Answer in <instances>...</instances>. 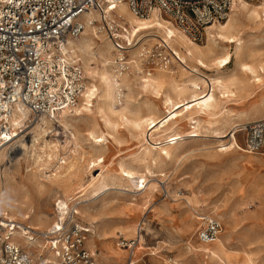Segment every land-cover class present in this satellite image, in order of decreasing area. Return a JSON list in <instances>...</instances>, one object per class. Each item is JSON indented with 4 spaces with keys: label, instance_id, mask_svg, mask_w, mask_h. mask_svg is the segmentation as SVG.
<instances>
[{
    "label": "rangeland",
    "instance_id": "obj_1",
    "mask_svg": "<svg viewBox=\"0 0 264 264\" xmlns=\"http://www.w3.org/2000/svg\"><path fill=\"white\" fill-rule=\"evenodd\" d=\"M248 1L254 4L258 0ZM252 24L248 23L242 31V38L246 41L247 50L251 51V56L246 59V62L255 66L262 64L264 67V25ZM88 33L96 42L109 41L104 35L96 33L93 29H88ZM146 41L153 46L158 42L160 45L162 44L151 37H148ZM109 42L112 44L111 41ZM193 42L200 46L206 45L208 31L205 41ZM174 49L177 50L176 47ZM182 50L184 51V49ZM134 51L136 52V48ZM234 51V45L229 49L222 46L216 49V56L222 57L227 53L231 55V63L222 70L224 76L232 74L236 68ZM112 56L111 52L108 67L114 80L119 83L118 88L122 85L125 89L124 101L121 103L118 102L117 91L115 106L121 108L127 103L126 99L142 104L144 101H152V97L142 93L137 86L141 77L126 74L120 82L115 79L112 70ZM79 57L83 65V56L80 51ZM187 63L194 65L190 61ZM96 65L98 68L102 67L99 63L93 64V66ZM175 65V73L158 70L152 76L163 75L176 82L184 81L189 75V71L183 69L177 62ZM200 70L211 76L215 74V71L205 68ZM234 72L238 75V82L235 85L236 97L230 101H220L217 115H221L227 109L237 114L243 109L250 110L254 115H251L250 119L238 116L236 122L241 126L252 119L264 117V71L258 72L259 80L252 74L238 69ZM85 74L88 87L94 81L88 77L86 70ZM125 76L128 86L123 80ZM202 89H204L203 86ZM126 94H128L127 97ZM83 99L84 96L76 108L80 106ZM143 110L145 114L149 113L146 108ZM73 116L75 120L70 122L77 125L81 131L77 138L78 152L72 153L75 156L73 160L82 169L83 177L87 181L91 179L92 174L97 176L101 172V169L96 170L97 166L92 169L91 165H88L91 158L98 154L97 150L91 149L94 142L88 138L89 132L93 130L91 123L94 116L89 113L83 115L74 113ZM50 123L44 125L47 138L59 140L61 144H65L64 127ZM116 124L119 131L114 134V139L101 150L106 155V165L103 169L106 170V173L116 174V167L119 163L125 162L144 174L146 181L142 184H133L132 182L126 183L123 179L110 185L109 189L101 193L99 197L85 198L87 201L82 204L94 205L95 209L101 210L102 208L105 211L98 217L96 223L99 228L101 226V235L95 238L96 259L112 264H128L129 248L121 243L135 241L138 245L135 249L134 261L139 264H216V260L212 261L208 254L198 250L195 246L200 240L198 230L202 221L194 220L193 229H190L188 223L191 220L188 219V213H191L194 217H199V215L218 217L224 227L222 234L227 238L228 248L240 253L248 252L252 254L257 263L264 262V151L256 154L243 153L239 150L227 153L219 152L216 151L220 144L219 140L208 135L183 140L180 147L176 149L175 156L169 159L159 154L157 149H153L150 154H145L142 152L146 146L142 137L135 134L121 121ZM19 126L21 127V124ZM33 127L31 125L21 129L24 131L21 134L24 143H30L35 134ZM237 138L240 145L243 146L244 133L239 131ZM225 140L227 142V139ZM70 143L66 149L61 150L60 156L68 154L69 148L73 149L74 142ZM25 151L19 144L8 146L0 161V167L15 172V176L20 182L25 181L26 176L31 172L38 170L34 163L36 157L34 153L26 154ZM77 156L80 158H76ZM56 162L55 159L50 162L51 169L57 165ZM12 174L14 175V173ZM66 200L67 197L60 189H51L38 200L37 197H34L33 202H35V206L39 204L37 210L42 214L40 218L47 219L43 213L54 216V219L50 220V224L53 225L56 221V209L59 203L63 204ZM83 200L81 198L77 201L73 200V202H76L77 205L79 201ZM187 200L191 201L190 205L187 204ZM82 204L78 206L81 208ZM72 206L68 209L69 211L74 209ZM215 206L219 207L221 215L212 212ZM193 209L196 211L194 212ZM32 215L35 214L32 213ZM76 217L82 225L91 227V236L95 225L88 223L79 215ZM129 222L134 223V233L131 235H128V230L125 228V223ZM12 241L18 243L34 257L39 256V252L34 251L33 246L28 247L25 240L18 234L12 236ZM87 247L91 251L88 239ZM113 249H121L124 251V256L120 258L111 254Z\"/></svg>",
    "mask_w": 264,
    "mask_h": 264
},
{
    "label": "bare ground",
    "instance_id": "obj_2",
    "mask_svg": "<svg viewBox=\"0 0 264 264\" xmlns=\"http://www.w3.org/2000/svg\"><path fill=\"white\" fill-rule=\"evenodd\" d=\"M119 10L125 15L124 17L132 29L137 30L136 35H142L141 40L151 37L162 42L161 46L171 47L179 57L176 62L183 69L188 70L189 75L180 82L163 75L141 78L137 83L139 90L152 97L153 100L144 101L142 104L126 99L127 103L121 108H117L115 102L119 83L114 80L108 67L109 54L112 52L113 45L106 40H102L100 43L96 42L88 33V29L92 28L88 26L85 29L74 44L83 56V66L88 77L92 78L94 83L87 87L84 99L78 108L64 110L60 113L59 125L63 126L65 130V144H61L59 140L47 138L44 125L51 122L47 118H42L32 124L34 126V132H32L35 134L29 144L24 143L21 139V134L24 131L19 129V125L28 119V114L25 111L16 114L13 119V129L2 132L0 136V142L3 141L0 143V161L6 153L5 149L16 144L25 149L26 154L33 152L36 156L34 163L38 170L31 172L22 182L15 176V172L0 167V214L13 219L19 226L15 228L13 236L18 234L25 240L28 247L33 246L34 251L37 250L39 254L45 247V242L40 236L52 226L50 220H53L54 216L43 213L48 220L40 218L42 214L37 210L38 202L36 206L33 202L34 197H37L38 200L44 196L45 192L51 189H60L67 197L65 203H59L60 210L64 213L73 205L79 216L95 225L94 232L88 238V244L91 252L96 255L95 238L101 235V226L99 228L96 223L98 217L105 211L102 208L101 210L95 209L94 205L82 204L87 201L85 198H97L108 190L110 185L123 179L126 183H145L144 174L125 162L119 163L116 167V174L106 173V170L103 169L106 165V155L101 150L114 139V134L119 131L116 122L121 121L135 134L142 137V141L146 145L142 152L145 154H150L153 149H157L159 154L171 159L175 156V151L183 140L208 135L219 140L220 144L218 143L216 151L227 153L239 150L247 153L238 141L237 133L240 131V125L236 120L238 116L250 119L253 115L252 112L243 109L237 114L227 109L221 115H217V113L220 101H230L236 97L235 85L238 82V75L234 72L236 69L250 73L258 80L260 79L258 72L264 71L262 64L255 66L246 62V59L251 56V51L247 50L246 41L242 38V31L248 23L264 25V0H258L254 4L248 0H235L228 20L224 23H216L207 29L208 43L204 46L195 44L171 20L158 12H153L149 19H141L129 11L125 4L120 5ZM233 45L236 68L232 74L224 76L222 70L231 63V55L227 53L222 57L216 56V49L220 46L229 49ZM187 60L193 62L194 65H189ZM94 63H99L102 67L93 66ZM199 68L215 71V74L208 75ZM175 72V69L170 71V73ZM123 80L128 86L125 82L126 76ZM143 108H146L149 113L145 114ZM74 113L77 115L89 113L94 116L91 123L93 130L89 132L88 138L94 142L91 149L97 150L98 154L91 158L88 165H91L92 169L97 166L96 170L101 169V172L97 176L92 174L91 179L87 181L83 177L82 169L73 160L75 156L72 153L78 152L77 138L81 134L78 126L70 122L75 120ZM70 142H74L73 149L69 148L68 154L60 156L61 150L66 149ZM170 143L172 144L170 145ZM78 156L76 158H80ZM54 159L57 160V165L51 169L50 162ZM81 198L84 200L79 201L77 205L76 202H73V200L77 201ZM40 201L42 200L40 199ZM81 204L83 206L80 208L78 205ZM187 204L190 205L191 201L187 200ZM213 208V213L221 215L219 207ZM32 213L35 215L33 216ZM55 217L56 223L57 214ZM188 219L192 221H189L188 226L193 229V221L199 220L201 217H194L188 213ZM125 228L128 230V235L134 233V223H125ZM29 229L37 231L40 236L30 241L26 235ZM223 229L224 227L222 232ZM221 234L213 243L198 240L195 244L196 248L208 254L212 261L216 260V264H264V262L257 263L252 254L248 252L240 253L228 248L227 238ZM124 243L121 244L128 247ZM137 245L128 247L129 256L127 259L129 261L135 260ZM111 254L122 258L124 251L113 249ZM44 259H51V256L46 255Z\"/></svg>",
    "mask_w": 264,
    "mask_h": 264
},
{
    "label": "built area",
    "instance_id": "obj_3",
    "mask_svg": "<svg viewBox=\"0 0 264 264\" xmlns=\"http://www.w3.org/2000/svg\"><path fill=\"white\" fill-rule=\"evenodd\" d=\"M234 1L0 0V136L13 129V119L21 111L27 112L28 119L19 129L42 118L59 125L60 113L79 105L87 89V77L74 43L88 26L112 42V70L119 82L126 74L145 79L158 70L176 69L177 53L159 42L153 46L147 38L141 40L142 35H136L137 30L121 14L120 5L125 4L141 19L158 12L191 40L203 42L209 27L227 21ZM124 93L121 85L119 103L124 101ZM239 128L244 133V151H264V117ZM56 210L57 222L42 236L27 230L30 241L40 236L45 242L38 257L12 241L19 226L0 214V264H109L99 262L87 248L92 229L77 220L76 209L63 213L58 206ZM199 217L200 241L213 243L222 232L221 220L211 215ZM124 244L129 247L136 242ZM46 255L52 258L44 259ZM128 264L139 262L130 260Z\"/></svg>",
    "mask_w": 264,
    "mask_h": 264
},
{
    "label": "crops",
    "instance_id": "obj_4",
    "mask_svg": "<svg viewBox=\"0 0 264 264\" xmlns=\"http://www.w3.org/2000/svg\"><path fill=\"white\" fill-rule=\"evenodd\" d=\"M255 119H257V118H255ZM255 119H252V120H255ZM224 230V229H223ZM223 233V232H222ZM87 244V243H86ZM88 248V247H87ZM96 256V255H95ZM98 260V259H97ZM99 261V260H98Z\"/></svg>",
    "mask_w": 264,
    "mask_h": 264
}]
</instances>
